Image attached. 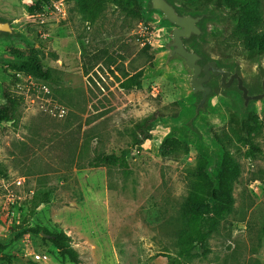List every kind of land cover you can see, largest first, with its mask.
I'll return each instance as SVG.
<instances>
[{"label": "rangeland", "instance_id": "rangeland-1", "mask_svg": "<svg viewBox=\"0 0 264 264\" xmlns=\"http://www.w3.org/2000/svg\"><path fill=\"white\" fill-rule=\"evenodd\" d=\"M170 1L183 13H211L188 48L262 91L264 52L229 41L238 15L226 0ZM38 2L0 0V20L13 30L0 32V105L5 87L20 98L16 119L0 120V264H73L32 231L36 225L71 235L80 264H168L196 166L205 161L215 177L226 150L242 169L235 210L209 239L208 256L183 264H264V99L245 106L235 83L225 88L212 77L196 113L201 93L192 91L184 62L168 58L175 25L151 0L107 2L93 23L77 0L64 11L48 3L31 11ZM140 70V88L121 86ZM56 103L63 116L51 112ZM155 111L167 116L152 138L133 145L134 123ZM254 116L260 124L252 137ZM167 138L187 150L176 152ZM251 141L260 149L254 156L246 154ZM124 151L127 171L89 166L97 153ZM45 192L49 201L40 202Z\"/></svg>", "mask_w": 264, "mask_h": 264}, {"label": "trees", "instance_id": "trees-1", "mask_svg": "<svg viewBox=\"0 0 264 264\" xmlns=\"http://www.w3.org/2000/svg\"><path fill=\"white\" fill-rule=\"evenodd\" d=\"M110 1L120 3L119 0H77V5L82 18L85 21L93 23L104 11L106 3ZM168 1L172 3L170 0ZM226 2L238 15L237 24L230 34L229 41H232L233 44L241 42L253 51L264 52V0H226ZM47 3L48 0H40L35 5V8L31 7V11H34V9L41 10L42 5H46ZM135 7H137L136 1L133 2L130 12L136 13ZM176 9L183 15H203L204 17L200 21L199 26L202 29L201 35L204 33L205 27L203 22L207 17L211 16L210 11H199L198 8H194L192 9L193 11L188 10L186 13H183L177 6ZM139 15L138 21H142L143 17L141 14ZM196 36L198 35L185 39V45ZM194 51L202 55L201 64L211 60L206 58L203 51H199L197 48ZM220 63L222 62L220 61ZM219 66L221 67V64ZM43 72L46 76H49L47 70H43ZM143 76V70L126 76L121 82V86L127 90L140 88ZM13 79L17 80L16 75H13ZM11 82H14V80ZM3 89L6 104L0 105V120L13 121L16 119L20 106V98L12 93L8 87ZM260 90L250 87L251 93H258L257 91ZM165 116L167 115L162 111H155L135 122L131 129L133 145L139 144L142 140L152 138L154 126ZM252 120L254 123L247 126V134L253 137L256 136L257 126L260 123L257 116H254ZM166 141L174 146L176 152L182 148L187 150V146L176 138H167ZM259 150L258 145L252 142L246 154L254 156V151ZM127 156V151L121 154L116 152H100L89 161V166H107L110 169L118 167L123 171H127L129 169V159ZM241 172V165L233 159L229 150L225 151L221 168L215 177L207 172L206 162L203 160L199 161L192 174V178H190L189 191L182 205V225L174 235L176 255L168 254V264H183L199 257L206 258L208 256L210 252L209 239L219 231L222 222L235 210L234 185L240 177ZM39 201H49V193L45 192ZM34 211L35 208L32 210V214ZM32 231L34 233H44L64 260H69L73 264L81 263L79 252L72 245V237L65 230L59 229L54 231L48 227L36 225L32 228Z\"/></svg>", "mask_w": 264, "mask_h": 264}, {"label": "water", "instance_id": "water-1", "mask_svg": "<svg viewBox=\"0 0 264 264\" xmlns=\"http://www.w3.org/2000/svg\"><path fill=\"white\" fill-rule=\"evenodd\" d=\"M152 8L162 13V16L170 23L175 25L172 30L171 50L169 59L180 58L190 73V86L194 93H201V98L197 105V112L204 107L212 87L208 84L212 77H218L220 85L230 88L234 83L241 92L244 99V105L247 106L250 101L264 99V76L261 78L262 91L251 93L247 85L238 72L230 71L220 67L216 60H209L203 64L200 63L202 55L198 52L188 49L185 45V39H190L193 35H201L202 29L199 26L203 15H183L180 14L176 6L168 0H151ZM0 32H13L9 21L0 20Z\"/></svg>", "mask_w": 264, "mask_h": 264}, {"label": "built area", "instance_id": "built-area-1", "mask_svg": "<svg viewBox=\"0 0 264 264\" xmlns=\"http://www.w3.org/2000/svg\"><path fill=\"white\" fill-rule=\"evenodd\" d=\"M66 2H67V0H48V4H51V6L53 5L55 8L62 10V11L65 10ZM41 89L46 93L50 92L49 88L45 84L41 85ZM49 102H50V100H49ZM50 110H51V112L57 113L60 116H63L66 113V109L57 103L53 104V108H51ZM36 258L39 260H42V259H47L48 256L45 254H38V255H36Z\"/></svg>", "mask_w": 264, "mask_h": 264}]
</instances>
